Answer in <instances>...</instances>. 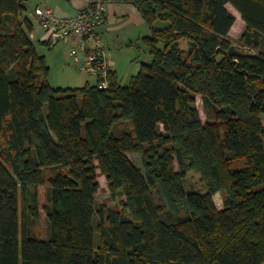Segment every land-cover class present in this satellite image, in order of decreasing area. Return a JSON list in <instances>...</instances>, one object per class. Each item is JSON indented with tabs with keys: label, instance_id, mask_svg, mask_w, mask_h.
I'll return each mask as SVG.
<instances>
[{
	"label": "trees",
	"instance_id": "trees-1",
	"mask_svg": "<svg viewBox=\"0 0 264 264\" xmlns=\"http://www.w3.org/2000/svg\"><path fill=\"white\" fill-rule=\"evenodd\" d=\"M124 2L152 61L101 90L52 88L25 2L0 0V264H264V0Z\"/></svg>",
	"mask_w": 264,
	"mask_h": 264
},
{
	"label": "rangeland",
	"instance_id": "rangeland-1",
	"mask_svg": "<svg viewBox=\"0 0 264 264\" xmlns=\"http://www.w3.org/2000/svg\"><path fill=\"white\" fill-rule=\"evenodd\" d=\"M61 1V0H58ZM71 3H73V0H70ZM32 6V5H30ZM228 9L235 15L236 17V23L234 24L233 30H232V36H230L232 43L237 47V45H240V36L243 33V24L240 15L230 6H228ZM145 24H147L145 22ZM148 25V24H147ZM166 24L159 22V26H165ZM140 29V28H139ZM36 49L39 54H42L45 56V63L47 67L49 68L48 71V81L52 88H81L86 85V80L89 81L90 84L95 85L96 79L94 77L87 76L84 72L80 71L78 67L74 64V61L71 59L69 55V47L68 44L65 41H59L57 43H53L51 46H45L40 45L39 43L35 44ZM181 46L186 49V43H181ZM145 52H148V47L145 43L140 41L138 45L134 48V52L132 54L136 55L139 58V63H147L146 62V56ZM121 55L124 57L127 55L126 48L121 49ZM126 62H128L126 60ZM132 68H135V70L132 72L128 71L127 67H123V73L120 75L121 82L125 85L128 84V81L131 77V75H137L140 70L137 71V67L131 65ZM137 71V72H136ZM126 77V79L124 78ZM195 102L193 103V106L196 107L200 111V115L202 120L205 122L206 117L203 110V103L199 96L193 95ZM264 121V120H263ZM130 161L133 163V165L140 171H142L141 166V160L139 155H132L129 156ZM244 160L235 161L233 164L232 169L233 170H240L244 165ZM176 170L178 171V166L176 165ZM98 174V182H99V191L96 195V201L98 204V207L105 206L107 208H115V209H121V206H119L120 199L119 197L113 198L112 194L109 191L108 188V182L106 180L105 176L100 175L99 170H97ZM185 188L187 193L190 192H199V193H206V189L203 187V185L200 182V177L191 172L188 174V176L185 178ZM214 202L216 204V207L218 209L222 208V197L220 194H217L214 196ZM95 232H96V243L99 245L100 243V234L97 231L98 226V220H95ZM40 233L43 239H47L49 235L47 223H46V217L44 213H41V223H40Z\"/></svg>",
	"mask_w": 264,
	"mask_h": 264
},
{
	"label": "crops",
	"instance_id": "crops-1",
	"mask_svg": "<svg viewBox=\"0 0 264 264\" xmlns=\"http://www.w3.org/2000/svg\"><path fill=\"white\" fill-rule=\"evenodd\" d=\"M23 1L27 7V11L24 13L23 18L29 19L33 24V31L30 34V38L34 44L39 43L40 45H43V43L46 42V34L37 23L36 17L34 16V10L37 7L46 5L53 9L56 16L70 17L87 8L92 0H73V3H71L70 0ZM233 27L230 31V36H232ZM242 28L244 31L245 24H243ZM151 33L152 29L150 26L145 24V20L142 18L136 7L125 3L124 0H108L106 2L104 23L100 28V34L105 48L109 50L111 54L109 60L110 71L111 73L117 75L120 81V75L124 74L122 69L124 66L128 68V71L131 72V74L135 70V68H132L131 65L136 66L137 71L140 70L142 63H139V58L141 57H137L132 53L138 43L144 38L151 36ZM123 48H126L127 50V55L124 57L121 55V49ZM145 56L146 62L150 63L152 61V57L149 49L148 52H145ZM126 60L128 62H126ZM132 76L135 75H131V77ZM124 78L126 79V77ZM86 83H89V81L86 80Z\"/></svg>",
	"mask_w": 264,
	"mask_h": 264
},
{
	"label": "built area",
	"instance_id": "built-area-1",
	"mask_svg": "<svg viewBox=\"0 0 264 264\" xmlns=\"http://www.w3.org/2000/svg\"><path fill=\"white\" fill-rule=\"evenodd\" d=\"M105 0H92L87 8L74 16L58 17L49 6L34 10L37 23L46 34V42L65 41L69 55L78 69L96 79L95 85L103 90L109 85L111 54L103 44L100 28L104 23Z\"/></svg>",
	"mask_w": 264,
	"mask_h": 264
},
{
	"label": "water",
	"instance_id": "water-1",
	"mask_svg": "<svg viewBox=\"0 0 264 264\" xmlns=\"http://www.w3.org/2000/svg\"><path fill=\"white\" fill-rule=\"evenodd\" d=\"M59 41H60V39H58V38H57V40H56V42H55V43H57V42H59Z\"/></svg>",
	"mask_w": 264,
	"mask_h": 264
}]
</instances>
